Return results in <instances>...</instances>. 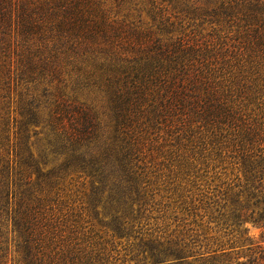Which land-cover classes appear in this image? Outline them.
Returning <instances> with one entry per match:
<instances>
[{
  "label": "trees",
  "instance_id": "trees-1",
  "mask_svg": "<svg viewBox=\"0 0 264 264\" xmlns=\"http://www.w3.org/2000/svg\"><path fill=\"white\" fill-rule=\"evenodd\" d=\"M7 232L14 264H264V0H0V264Z\"/></svg>",
  "mask_w": 264,
  "mask_h": 264
},
{
  "label": "rangeland",
  "instance_id": "rangeland-1",
  "mask_svg": "<svg viewBox=\"0 0 264 264\" xmlns=\"http://www.w3.org/2000/svg\"><path fill=\"white\" fill-rule=\"evenodd\" d=\"M246 227L248 228V233L255 239L260 237L261 228L257 226L256 224H253L251 222L246 223ZM8 234V242H7V255H6V263L7 264H14L13 262V255H15L14 252V240H12L11 236L12 234L10 232H7Z\"/></svg>",
  "mask_w": 264,
  "mask_h": 264
}]
</instances>
